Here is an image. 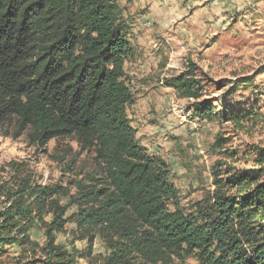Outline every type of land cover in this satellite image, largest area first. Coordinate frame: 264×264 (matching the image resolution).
I'll return each mask as SVG.
<instances>
[{"label":"trees","instance_id":"1","mask_svg":"<svg viewBox=\"0 0 264 264\" xmlns=\"http://www.w3.org/2000/svg\"><path fill=\"white\" fill-rule=\"evenodd\" d=\"M128 32L117 0H0V125L11 123L13 138L26 134L40 149L73 136L81 151L94 154L98 173L75 183L70 199L80 240L99 237L108 251L103 264L189 257L198 264H264V148L255 153L256 170L226 176L216 162L212 193L191 212L181 210L169 166L138 144L126 117L134 104L124 72L133 53ZM168 83L193 100L188 109L197 120L241 130L260 115L226 106L218 114L192 76ZM228 142L219 137L214 147ZM58 193L24 179L12 188L0 184V264H75L56 243L67 223L66 209L53 199ZM37 226L43 245L31 240Z\"/></svg>","mask_w":264,"mask_h":264},{"label":"rangeland","instance_id":"2","mask_svg":"<svg viewBox=\"0 0 264 264\" xmlns=\"http://www.w3.org/2000/svg\"><path fill=\"white\" fill-rule=\"evenodd\" d=\"M118 2L122 18L129 25L133 49L143 48L136 67H156L152 78L157 87L152 92L141 86L140 78L129 75L132 58L126 65L129 72L126 83L133 94L134 106L140 99L148 97L153 121H147L144 127L160 124L157 119L172 117L173 113L182 111L181 114L185 115L188 127L184 135L178 133L174 136L170 134L171 129L166 130L165 135L159 137L161 152L158 154L149 145L144 147L169 166V180L178 191L180 209L189 213L196 203L212 193L210 169L216 162L223 163L222 171H228L226 176L235 170L240 173L258 169L255 153L257 149L264 148V0ZM140 17L150 24V27L140 26L143 27V35L139 28L142 24ZM148 33H152L150 41L144 40ZM144 44L148 46L146 52H143L146 49ZM179 75L198 80L202 99H212L218 114L221 115L222 106L256 112L260 114L257 122L239 130L229 123L195 119L188 109L193 100L181 98L166 86L169 79ZM244 79L252 83L247 86L240 84ZM152 97L160 102L157 105L164 103V107L150 103ZM134 106L126 112L130 125L131 120L137 121ZM158 126L165 127L163 123ZM139 129L137 140L140 144L147 145L150 143L147 139L156 136ZM12 133L11 123L0 125V184L12 188L24 179L32 186L56 189L59 193L53 199L66 209L63 219L67 222L56 235V243L71 253L75 264H103L108 251L99 237L92 243L87 239L80 240L83 234L74 223L79 211L70 199L76 192L75 183L88 184V177L98 173L94 154L81 151L73 136L52 140L40 149L28 142L26 134L15 139ZM219 137L229 141L225 148L214 147ZM225 149L233 155L232 159L224 154ZM9 163L15 167H9ZM222 176L225 177L223 173ZM30 234L32 241L44 244L41 228L37 226ZM172 264L198 263L189 257L183 262L173 260Z\"/></svg>","mask_w":264,"mask_h":264},{"label":"crops","instance_id":"3","mask_svg":"<svg viewBox=\"0 0 264 264\" xmlns=\"http://www.w3.org/2000/svg\"><path fill=\"white\" fill-rule=\"evenodd\" d=\"M118 4H119V2H118ZM122 17H123V13H122ZM253 19H257V18L254 17ZM140 23H142V24L139 25V28H140V26L150 27L149 26L150 24L145 22V20H143V18L141 20V17H140ZM142 32H143V27L140 28L141 35H143ZM129 33H130V31L128 32V35H129ZM128 37H129V41H130V43L132 45V52L133 53H132V57H131L132 58V63L129 64V66H130V68H129L130 74H129V72L126 71V65H128V60L131 59V58H129L125 62V66H124L125 77H126L127 74L135 75L137 77V79L140 78V82L139 83L141 84V86L143 88H146L147 90L150 89V90H152V92H154L155 90H153V89H154V87H157L156 86L157 84H156L155 79L152 78V74L156 70V67H155V65L154 66L153 65L150 66L149 64H148L149 68H145L144 65L141 66V67H136L135 63L136 62H140V57L142 55L141 53H142V49L143 48L140 50L139 48H135L134 47V49H133L132 38L130 36H128ZM152 39H153L152 38V33H148L147 36H145L144 40L150 41ZM144 47H146V49L143 50V52H146L148 50V46L147 45L145 46V44H144ZM143 57H145V55H143ZM167 88H165L164 90H168ZM149 101H150V103L152 101V103L156 104L155 106L164 107V103H161L160 105H157L160 102H156L153 99V97H152V100H149ZM134 104H135V101H134ZM134 104L132 106H134ZM148 105H149L148 104V97L145 98V99H140L139 101H137V105L134 106V110H133V112L136 114V116H134V117L137 119V121H132L131 120V126H132V124L136 125L135 127L134 126H132V127L137 130V133H138V130H140L139 129V127H140V128H143L145 130V132L149 133V135H151V134L156 135V136H153L150 139H147L148 142L150 141V143H148L147 145H143L142 143L140 144L138 142V140H137V135H136V140H137V142H138V144L140 146L147 147L149 145L151 148H153V151L155 152V154H158V152H161L159 150V148H158V146H160L159 137H163L165 135L164 134L165 131L169 130V129H171L170 134H172L174 136H176L178 133L184 135V133L186 131L185 129L188 127L187 126L188 124L186 123L185 115L181 114L182 111H180V114L173 113L174 116H172V117L169 116L166 119L163 118V117L157 119V121L160 124L153 125L152 127H149V126L144 127V125H146L147 121H153V115L149 114V106ZM132 106H131V108H132ZM162 123L164 124L165 127L158 126V125H161ZM181 125H182V127H181ZM155 140H157L158 142H154Z\"/></svg>","mask_w":264,"mask_h":264},{"label":"built area","instance_id":"4","mask_svg":"<svg viewBox=\"0 0 264 264\" xmlns=\"http://www.w3.org/2000/svg\"><path fill=\"white\" fill-rule=\"evenodd\" d=\"M192 136H197L198 137V135H196L195 133H192Z\"/></svg>","mask_w":264,"mask_h":264}]
</instances>
